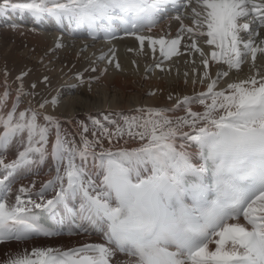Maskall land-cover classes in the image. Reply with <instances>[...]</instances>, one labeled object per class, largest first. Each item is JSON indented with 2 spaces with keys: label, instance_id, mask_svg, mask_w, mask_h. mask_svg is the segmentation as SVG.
Listing matches in <instances>:
<instances>
[{
  "label": "snow or ice",
  "instance_id": "snow-or-ice-1",
  "mask_svg": "<svg viewBox=\"0 0 264 264\" xmlns=\"http://www.w3.org/2000/svg\"><path fill=\"white\" fill-rule=\"evenodd\" d=\"M168 6L188 13L175 17L181 21L176 38L146 37ZM9 10L37 22H66L71 32L87 27L93 37L99 31L113 36L118 23L142 48L146 40L153 51L159 44L165 58L178 53L187 33L192 42L185 47L200 54L199 83L206 90L170 108L89 115L90 125L80 122L75 133H65L58 118L31 101L18 111L21 97L30 95L22 84L5 114L13 95L5 79L0 244L52 237L42 216L78 221L84 232L102 233L103 242L67 250L34 244L6 251L0 264H112L117 253L127 257L123 264H264V72L257 65L264 54V0H2L0 14ZM198 38L216 50L209 56ZM249 59L252 74L240 78ZM210 60L219 65L215 78ZM233 69L236 78L225 79ZM14 143L17 155L6 163ZM49 157L56 164L52 179L38 189L32 182L14 190L18 173Z\"/></svg>",
  "mask_w": 264,
  "mask_h": 264
},
{
  "label": "bare ground",
  "instance_id": "bare-ground-1",
  "mask_svg": "<svg viewBox=\"0 0 264 264\" xmlns=\"http://www.w3.org/2000/svg\"><path fill=\"white\" fill-rule=\"evenodd\" d=\"M178 14L188 15L183 9L178 12L177 7L168 6L162 16L163 20L151 32L145 31L143 34L154 39L176 38L181 24L175 18ZM183 23L193 26L190 19H185ZM5 38H11L12 41L8 42ZM191 42L189 34L184 33L178 53L165 58L160 54L159 44L155 45L153 51L146 40L142 48L128 34L105 39L104 32L99 31L96 37H92L87 27L71 32L66 22L57 25L53 18L37 22L30 14L13 13L9 10L0 14V86L5 90L6 79L13 101L18 86L22 84L23 91L30 94L21 97L26 107L31 101L32 107L38 111L58 118L63 132L75 133L80 122L90 125L89 115L98 116L107 112L129 114L142 106L170 108L177 99L206 90L199 83L203 75L200 54L195 50L189 54L185 47ZM57 44L60 46L57 47ZM197 46L209 52V56L212 50H216L214 46L207 45L203 38L197 39ZM101 56L105 58L100 59ZM250 64L249 59L247 64L242 65L240 78L252 74ZM257 65L264 72V54H258ZM218 67L210 60L208 71L212 78H215ZM17 77L22 79L18 80ZM235 78L236 70L233 69L225 79ZM193 79L197 80L195 85L192 83ZM221 83L223 84V80ZM33 84L35 88L32 87ZM53 98L58 100L55 106L51 104ZM44 101L48 103L40 110L38 103ZM196 107L198 106H194V109ZM176 114L183 115L182 112ZM131 146L134 145H129ZM18 148L19 145L15 143L8 148L4 153L6 163L16 157ZM55 168V162L49 157L43 164L18 173L14 190L32 182H35L38 189L55 176ZM51 195L49 191L48 196ZM54 222L56 233L52 237H41L25 245L14 242L0 244V259L4 258L8 250L16 251L20 247L30 249L34 244L67 250L85 242H103L102 233L91 229L84 232L79 228L78 221L65 219L62 223ZM126 259V256L117 253L112 264H123Z\"/></svg>",
  "mask_w": 264,
  "mask_h": 264
},
{
  "label": "rangeland",
  "instance_id": "rangeland-1",
  "mask_svg": "<svg viewBox=\"0 0 264 264\" xmlns=\"http://www.w3.org/2000/svg\"><path fill=\"white\" fill-rule=\"evenodd\" d=\"M8 27H6V29H7ZM5 40L6 41H12V39L10 38V39H8V38H5ZM4 92V89L0 86V94H2ZM11 104H12V98H11V96H10V98H9V100H8V106L3 110L4 111V113H7L9 110H10V108H11ZM27 107L24 105V103H22L20 106H19V108H18V111H24L25 109H26ZM40 123H44L42 120H40ZM52 139H53V137H50V143H49V148H50V146H51V141H52Z\"/></svg>",
  "mask_w": 264,
  "mask_h": 264
}]
</instances>
